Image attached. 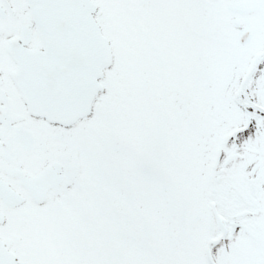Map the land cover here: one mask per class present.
Returning a JSON list of instances; mask_svg holds the SVG:
<instances>
[{
	"label": "snow or ice",
	"instance_id": "snow-or-ice-1",
	"mask_svg": "<svg viewBox=\"0 0 264 264\" xmlns=\"http://www.w3.org/2000/svg\"><path fill=\"white\" fill-rule=\"evenodd\" d=\"M0 264H264V0H0Z\"/></svg>",
	"mask_w": 264,
	"mask_h": 264
}]
</instances>
